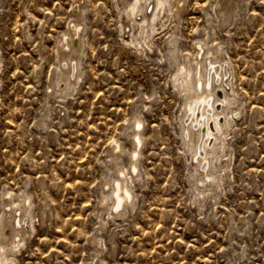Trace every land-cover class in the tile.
Returning a JSON list of instances; mask_svg holds the SVG:
<instances>
[{"label": "rangeland", "instance_id": "374dc122", "mask_svg": "<svg viewBox=\"0 0 264 264\" xmlns=\"http://www.w3.org/2000/svg\"><path fill=\"white\" fill-rule=\"evenodd\" d=\"M75 1L0 0V216L17 220L24 193L29 203L20 225L4 228L6 256L12 264H264V0H183L177 12L167 0L145 28L125 0H81L79 78L63 93L59 41ZM205 55L227 73L214 82L222 128L210 120L214 155L202 169L196 121L172 78L187 58L207 64ZM135 112L141 145L131 173ZM115 138L121 149L111 154ZM117 168L132 194L121 214L110 198ZM12 232L23 234L14 249Z\"/></svg>", "mask_w": 264, "mask_h": 264}, {"label": "bare ground", "instance_id": "6f19581e", "mask_svg": "<svg viewBox=\"0 0 264 264\" xmlns=\"http://www.w3.org/2000/svg\"><path fill=\"white\" fill-rule=\"evenodd\" d=\"M76 1L78 2V5H77L78 8L75 9V7H74L73 10L76 11L78 9V11L76 14H74V19L70 24L68 34L63 35L62 40L59 41V44H60V47H59L60 48L59 49L60 58L59 59H60V62L62 61V64L64 65V68L61 71L60 76L58 75L59 77H57L59 80H61L63 82L62 87L60 88L61 92H63L65 88H69L70 90L75 91L76 84H77L78 78H79V62H80L81 55L83 53V35L82 34H83V31L85 28V12H86V10L84 8L85 6L83 7L81 5V3H80L81 0H76ZM180 1H183V0H176L177 5H175V10H176L175 12H177L179 10V8H181L180 7L181 6ZM166 2H167V0H125V3H126L125 8L127 7L128 15L129 16L131 15L132 18L134 19V21L137 22L138 24H140V27L142 26V28H143L144 27L143 24L149 25L151 27L152 22L155 20V18L158 16V14L164 9L163 6ZM82 4H84V3H82ZM149 7L152 9H151L150 13H147V10L149 9ZM127 10H126V12H127ZM142 28H140V29H142ZM142 30L144 31V29H142ZM203 48H204V46L201 43H198L197 54L198 53L202 54ZM175 50H176V37L172 36V38L168 41V56L171 59H173V61L176 58L175 57ZM209 56L207 55L206 59L209 58ZM187 57H189V55ZM202 57H204V56H202ZM215 58H217V57H215ZM212 59L209 58V61L207 60L208 63L205 65H202V59H198V60H195V64L192 65L194 62L191 61L189 58H187V60L184 62V64H182V65L180 64L181 66H178L175 69V71L173 73V78H172L174 86L176 88H178L181 92H183V94L186 97L185 105L187 106V111L189 112V116L191 117V119H190L191 122L194 120L196 121V123H194V124L192 123V125H194L199 132V134L196 133L197 136L199 135V140L197 139L199 141V152L197 153L198 155L196 157V160H197V162L198 161H204V165L202 166L203 167L202 169H205V166H207L209 164V162L211 161V158L208 159V157L211 155L210 153H212V151H214V149L212 151L209 149V151L207 152L206 147L209 146L210 142H211V141H209V139L211 137H213V139H214L215 135L217 134V133L215 134L216 131L213 132L214 128H211L212 124L210 126V123H211L210 120L211 121L213 120L212 122H214L213 124H215V129L220 131L221 130L220 127L222 126L217 122V116H219L218 113L220 112V110H219V112L217 111L216 113L213 112V109H215L214 105H213V102L215 100L214 87L215 88L217 87L214 84V82L215 81H220V82L223 81V77L227 73L226 70L224 69V64L222 62H220L221 60L219 61V59H214V60H212ZM191 62H193V63L191 64ZM220 82H219V84H220ZM213 85H215V86H213ZM223 90H224V88H223ZM226 97H227V95H224L223 99L221 98L222 99L221 104H223L224 101L225 102L228 101ZM185 111H186V108H185ZM220 114H223V113H220ZM223 115H225V114H223ZM140 117L135 112L130 118L131 119V126H132L131 128H133L132 130H134L133 131L134 151L132 152V154L130 156L131 162H130V168H129V170L132 171L131 173H133V172L136 173L135 171H137L136 169L138 168V166H136L137 165L136 154H137V150H139L138 149L139 145H141L140 144V134H139L140 132L139 131H140V127L142 124V120ZM224 118H227V117H224ZM191 122L189 123L190 125H191ZM225 122H227V120ZM225 122H224V124H225ZM184 128H185V126H184ZM189 129H190V126H189ZM196 134H194V136ZM187 136H188V133L186 134V137ZM191 140H190V142H191ZM212 144H213V142H212ZM196 147H197V145H196ZM209 148H211V147H209ZM110 149L113 151V152H111V154L112 153L115 154V152H118L121 149L120 148V141H118L115 138V140H113V143H112ZM213 155L214 154L212 153V156ZM212 156H210V157H212ZM115 158H116V155H115ZM208 160H210V161H208ZM117 170H118V173L116 175V179H114V181H112V184H111V188H110L111 197L110 198L112 199V201H111L112 202V209L114 210V212H116V214H119L120 213L119 210H121L123 207H125L124 204L130 200V198L132 197L131 196L132 194H131V191L129 189L130 186H128V182L122 176L125 173H122L123 171L121 172V170L119 168H117ZM202 174H204V172ZM130 177H131V175H130ZM208 177H210V175ZM206 179H207V177H206ZM206 179H202V180H206ZM211 180H212L211 178L208 179V182H210ZM204 183H206V182H204ZM27 197L28 196H26L24 193V197L22 198L23 199L22 200L23 206L21 205V207H20V214H19L20 217H18L17 220H15L16 215H14V216L11 215L12 217L10 219L6 218L5 217L6 215L0 216V264H12L13 263V258L6 256V248L4 246L6 242H3V240L4 239L6 240L7 238L5 236L6 232L4 234V228L7 225V223L10 222L11 224L9 226H11L12 230H15V224L20 225L21 221L25 218V216H27V214L29 212L28 211L29 210V203H27V201H26ZM9 203H6V204H9ZM11 219L13 220V222H11ZM15 235H17V239L15 238ZM22 235L18 232H16V233L12 232L11 233L12 237L10 238V240H8L9 246L12 247L13 249L16 248L20 244V242H22V240H23Z\"/></svg>", "mask_w": 264, "mask_h": 264}]
</instances>
